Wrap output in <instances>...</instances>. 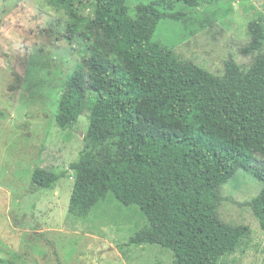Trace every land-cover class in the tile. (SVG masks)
Instances as JSON below:
<instances>
[{"label": "trees", "instance_id": "16d2710c", "mask_svg": "<svg viewBox=\"0 0 264 264\" xmlns=\"http://www.w3.org/2000/svg\"><path fill=\"white\" fill-rule=\"evenodd\" d=\"M51 4L68 20L47 30L79 56L56 125L74 129L90 113L70 213L86 217L113 194L148 220L130 245L168 249L175 264H221L250 231L218 212L222 188L243 169L262 184L249 206L264 230V18L250 23L251 40L240 49L256 55L253 63L230 57L217 76L155 39L163 20L185 19L179 4L194 8L199 0H155L135 17L128 0ZM69 173L36 168L33 182L45 193Z\"/></svg>", "mask_w": 264, "mask_h": 264}, {"label": "rangeland", "instance_id": "374dc122", "mask_svg": "<svg viewBox=\"0 0 264 264\" xmlns=\"http://www.w3.org/2000/svg\"><path fill=\"white\" fill-rule=\"evenodd\" d=\"M153 1L128 0L131 14ZM176 9L185 19L163 20L155 39L181 61L217 76L230 57L246 67L253 63L256 55L245 57L240 49L251 40L250 23L264 18V0H199L197 7ZM67 20L51 0H0V264H175L168 249L129 244L149 225L138 206L125 207L110 194L86 217L70 213L73 168L86 148L90 113L71 130L55 122L79 56L74 44L47 29ZM57 167L69 175L54 190L40 192L35 169L52 173ZM261 191L244 169L222 188L220 217L250 231L221 264H264V230L249 206Z\"/></svg>", "mask_w": 264, "mask_h": 264}]
</instances>
